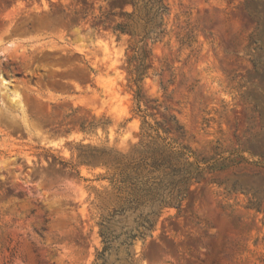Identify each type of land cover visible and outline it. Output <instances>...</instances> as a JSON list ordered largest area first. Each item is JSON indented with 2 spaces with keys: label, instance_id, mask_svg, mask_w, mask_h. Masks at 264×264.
Segmentation results:
<instances>
[{
  "label": "rangeland",
  "instance_id": "374dc122",
  "mask_svg": "<svg viewBox=\"0 0 264 264\" xmlns=\"http://www.w3.org/2000/svg\"><path fill=\"white\" fill-rule=\"evenodd\" d=\"M102 263L264 264V0H0V264Z\"/></svg>",
  "mask_w": 264,
  "mask_h": 264
},
{
  "label": "trees",
  "instance_id": "16d2710c",
  "mask_svg": "<svg viewBox=\"0 0 264 264\" xmlns=\"http://www.w3.org/2000/svg\"><path fill=\"white\" fill-rule=\"evenodd\" d=\"M176 127H177L176 129L179 128L178 125ZM150 158H151V161H146L147 160V157H143V158H141V160L139 162L130 163L127 166H131L133 168L138 169L142 165L149 164L152 167L158 168V167H161V166H163V165H165L167 163L168 164L171 163L170 162L171 160H169V158H167L165 156H158L156 154V151L155 150L150 155ZM102 264H105V263H102Z\"/></svg>",
  "mask_w": 264,
  "mask_h": 264
}]
</instances>
